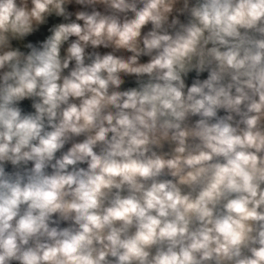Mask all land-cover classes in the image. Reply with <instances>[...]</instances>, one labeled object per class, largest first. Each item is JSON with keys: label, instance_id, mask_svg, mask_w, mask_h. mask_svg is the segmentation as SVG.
Returning a JSON list of instances; mask_svg holds the SVG:
<instances>
[{"label": "clouds", "instance_id": "9594fccd", "mask_svg": "<svg viewBox=\"0 0 264 264\" xmlns=\"http://www.w3.org/2000/svg\"><path fill=\"white\" fill-rule=\"evenodd\" d=\"M0 264H264V0H0Z\"/></svg>", "mask_w": 264, "mask_h": 264}]
</instances>
